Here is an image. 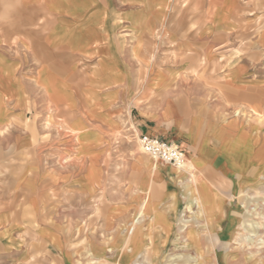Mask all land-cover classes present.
<instances>
[{
  "label": "crops",
  "instance_id": "1",
  "mask_svg": "<svg viewBox=\"0 0 264 264\" xmlns=\"http://www.w3.org/2000/svg\"><path fill=\"white\" fill-rule=\"evenodd\" d=\"M258 187L264 0H0V264L203 256Z\"/></svg>",
  "mask_w": 264,
  "mask_h": 264
},
{
  "label": "rangeland",
  "instance_id": "2",
  "mask_svg": "<svg viewBox=\"0 0 264 264\" xmlns=\"http://www.w3.org/2000/svg\"><path fill=\"white\" fill-rule=\"evenodd\" d=\"M14 44L16 45L17 43ZM119 134L116 138H121ZM49 135L48 132H45L43 139L50 138ZM128 141L129 147L135 144L141 152L137 138L131 139V137H128ZM241 199L243 200L240 210L242 221L232 242L227 244H219L215 241L208 242L207 252L203 256L200 253L199 257L194 252L184 249L181 243H177L164 252L158 264H264V187H258L251 193L242 194ZM99 206L98 204L95 206L94 216L96 217L97 225L93 228L98 235L101 233L99 221L102 217L101 207ZM86 225L85 221L84 223L81 221L77 228V241L79 242L80 251L84 255L87 251V244L84 241V231H87L88 227ZM116 248L118 247L116 246ZM216 251L219 253H216ZM79 264L117 263H109L106 259H95L88 262L87 258H82ZM140 264L149 263L145 259ZM151 264H155V262Z\"/></svg>",
  "mask_w": 264,
  "mask_h": 264
},
{
  "label": "built area",
  "instance_id": "3",
  "mask_svg": "<svg viewBox=\"0 0 264 264\" xmlns=\"http://www.w3.org/2000/svg\"><path fill=\"white\" fill-rule=\"evenodd\" d=\"M137 141L141 152L152 159L179 169L185 167L186 158L184 151L175 142L147 134L138 135Z\"/></svg>",
  "mask_w": 264,
  "mask_h": 264
},
{
  "label": "bare ground",
  "instance_id": "4",
  "mask_svg": "<svg viewBox=\"0 0 264 264\" xmlns=\"http://www.w3.org/2000/svg\"><path fill=\"white\" fill-rule=\"evenodd\" d=\"M237 111V110H236ZM238 112V111H237ZM248 223V222H247Z\"/></svg>",
  "mask_w": 264,
  "mask_h": 264
}]
</instances>
